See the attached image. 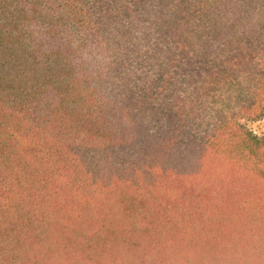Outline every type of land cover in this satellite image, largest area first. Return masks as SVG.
<instances>
[{"label":"trees","instance_id":"1","mask_svg":"<svg viewBox=\"0 0 264 264\" xmlns=\"http://www.w3.org/2000/svg\"><path fill=\"white\" fill-rule=\"evenodd\" d=\"M264 0H0V264H264Z\"/></svg>","mask_w":264,"mask_h":264},{"label":"rangeland","instance_id":"2","mask_svg":"<svg viewBox=\"0 0 264 264\" xmlns=\"http://www.w3.org/2000/svg\"><path fill=\"white\" fill-rule=\"evenodd\" d=\"M248 125L258 134H264V115L257 120H249Z\"/></svg>","mask_w":264,"mask_h":264}]
</instances>
